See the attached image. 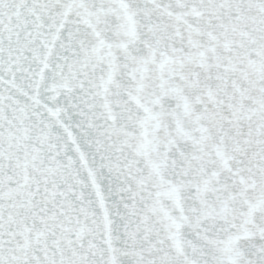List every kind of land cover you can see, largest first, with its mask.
Wrapping results in <instances>:
<instances>
[{
  "label": "snow or ice",
  "instance_id": "snow-or-ice-1",
  "mask_svg": "<svg viewBox=\"0 0 264 264\" xmlns=\"http://www.w3.org/2000/svg\"><path fill=\"white\" fill-rule=\"evenodd\" d=\"M0 264H264V0H0Z\"/></svg>",
  "mask_w": 264,
  "mask_h": 264
}]
</instances>
